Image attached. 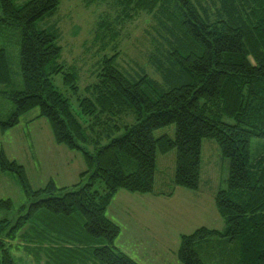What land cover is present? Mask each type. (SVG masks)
Masks as SVG:
<instances>
[{
    "label": "trees",
    "instance_id": "16d2710c",
    "mask_svg": "<svg viewBox=\"0 0 264 264\" xmlns=\"http://www.w3.org/2000/svg\"><path fill=\"white\" fill-rule=\"evenodd\" d=\"M14 1L0 0V25L21 28L22 88L6 93L14 109L0 121V130L16 127L22 116L38 109L35 119L47 120L56 145L80 152L86 170L70 187L58 188L50 180L33 190L24 167L0 151V171L12 172L33 199L15 220L0 222V264H15L9 245L28 223L21 237L40 230L54 241L35 246L23 238L32 254L44 247L51 253L73 245L82 249L85 239L97 264H138L115 246L120 227L106 216L108 206L119 190L164 195L154 191L156 153L173 149L174 185L198 190L204 139L215 141L230 161L227 189L214 198L225 228L201 227L181 235L177 260L264 264V148L251 156L252 140L264 141V0H102L114 13L101 22L103 28L116 17L117 23L150 17L153 48L147 61L160 80L142 67L133 73L122 68L117 51L104 56L95 81L78 100L82 123L52 81L62 75L64 86L74 94L79 90L77 76L61 61L59 30L56 24L38 28L56 14L60 0ZM8 57L0 48L3 84H11ZM172 124L173 139L154 138V131ZM11 206L10 199L0 200V210Z\"/></svg>",
    "mask_w": 264,
    "mask_h": 264
},
{
    "label": "rangeland",
    "instance_id": "374dc122",
    "mask_svg": "<svg viewBox=\"0 0 264 264\" xmlns=\"http://www.w3.org/2000/svg\"><path fill=\"white\" fill-rule=\"evenodd\" d=\"M27 1L15 0L14 4L22 5ZM112 17V9L102 0H60L56 14L38 23V28L56 24L59 30L61 61L68 72L77 76L79 90L74 94L64 86L62 75L53 77L52 81L68 99L73 114L81 123L85 118L79 114L78 100L85 96L84 87L95 81L98 64L104 56L110 57L117 51V61L122 68L133 73L142 67L152 78L160 80L147 61L153 48L148 36L150 17L141 14L121 23H117L119 18L116 17L105 28L100 26L102 21ZM20 40V27L0 25V48L8 53L11 71V84L0 83V121H6L14 109L6 93L22 88L18 67ZM115 43L117 47L113 48ZM38 114V109H34L22 116L16 127L4 132L0 130V151L8 160H15L24 167L31 189L43 188L50 180L58 188L70 187L78 182V174L83 172L79 167L84 163L82 155L78 151H70L72 154L68 155L57 149L47 120L35 119ZM127 121L132 123L131 119ZM174 132L175 126L172 124L154 131L153 136L158 138L166 134L173 139ZM123 134L122 130L115 137ZM263 148L264 141L252 140V158ZM229 166V159L222 156L215 141L202 140L200 185L198 190L191 191L174 185L175 150L166 154L157 152L154 191L164 194L166 198L155 199L159 195L152 197L151 194L119 190L106 210V216L120 227L115 246L138 264H180L176 252L181 235L191 234L201 227L224 230L225 224L217 213L214 198L219 190L227 189ZM170 193L172 195L167 196ZM6 199L11 200L12 206L10 210H0V222L4 219L15 220L21 206L33 202L12 172L0 171V200ZM31 225L28 223L16 235L15 241L8 244L15 264H97L87 249L89 245L85 239L82 240V249L73 245L71 250L55 253L53 249L51 253L44 247L32 254L30 244L24 239L35 246L41 241L46 242L45 245L54 241L49 236L44 237L40 230H31L27 238L21 237L20 234L28 232ZM148 227H152V231H148ZM0 239H4L3 235H0ZM38 252L43 255L38 256Z\"/></svg>",
    "mask_w": 264,
    "mask_h": 264
},
{
    "label": "crops",
    "instance_id": "0c3cea01",
    "mask_svg": "<svg viewBox=\"0 0 264 264\" xmlns=\"http://www.w3.org/2000/svg\"><path fill=\"white\" fill-rule=\"evenodd\" d=\"M57 149H59V150H61V152L62 153H67L68 155L69 154H72L70 151L71 150H69V149H67L66 147H62L61 145L59 146V145H57ZM79 167H81L80 169H82L81 171H84L85 170V165H84V163L82 164V165H80ZM79 176H80V173L78 174V180H79ZM77 180V181H78ZM75 184V183H74ZM65 187H68V186H65ZM176 191V190H175ZM174 192V191H173ZM141 195V194H140ZM152 197H154V195H151ZM156 196V195H155ZM159 197H163V198H166V196L165 195H159V196H156L155 197V199L156 198H159ZM114 199V198H113ZM110 206V205H109ZM108 206V207H109ZM108 209V208H107ZM148 229V231H152V227H148L147 228ZM120 234V233H119ZM116 247H118V246H116Z\"/></svg>",
    "mask_w": 264,
    "mask_h": 264
}]
</instances>
